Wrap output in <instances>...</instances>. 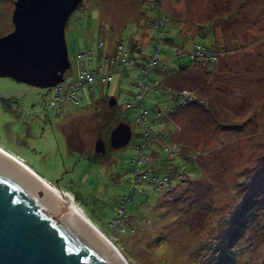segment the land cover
<instances>
[{"label": "rangeland", "instance_id": "obj_1", "mask_svg": "<svg viewBox=\"0 0 264 264\" xmlns=\"http://www.w3.org/2000/svg\"><path fill=\"white\" fill-rule=\"evenodd\" d=\"M15 1L0 0V37L14 27ZM154 2L83 0L72 13L66 26L71 66L62 83L77 81L82 65L90 71L99 67V52L110 56L106 72H114L119 44L129 49L132 58L131 70L115 73L110 83L98 77L92 87H80L78 103L67 97L65 89L58 98L55 88H31L0 77V147L33 167L53 189L72 195L128 264H188L200 251L202 239L215 236L218 212L229 215L227 222L235 224L233 231L229 229L232 245L221 242V237L214 239L216 245L233 246L230 252L236 259L232 257L230 264H264L258 228L264 216L252 221L247 215L260 210L254 206L264 200V0H161L160 7L167 12ZM161 13L169 16L162 38L157 37L162 28L156 24ZM184 38L190 41L189 49L194 43L218 48V64L208 65L202 59L190 68L175 69L192 64L189 53L181 49ZM99 41L105 43L101 49ZM86 47L93 51L92 61L81 56ZM143 56L158 57L166 64L165 72L154 68L146 76L150 89L144 103L151 110L146 119L153 131L151 146L159 158H167L159 135L170 138L172 133L184 155L196 148L203 152L195 159L202 174L189 181L181 178L172 188L163 180L162 193L154 189L150 176L138 185L134 200L126 202L131 217L123 218L121 227L112 222L120 200L131 190V162L142 142V127L135 122L138 108L124 113L121 104L129 98L135 102L139 72L134 68ZM164 86L181 97L182 106L170 115L177 130L166 118H155L160 110L170 112L177 106ZM7 95L11 110L3 105ZM104 96L117 98L119 108L113 112L121 109L132 138L112 152H99L106 157L105 163H98L85 154L96 151L97 142L106 135V127L99 128L105 116L99 99ZM65 135L71 136L72 147ZM172 161L181 168L186 165L182 156ZM191 167L187 164L185 171ZM253 197L258 203L249 202ZM241 199L248 204L233 211ZM132 227L133 233L125 232Z\"/></svg>", "mask_w": 264, "mask_h": 264}, {"label": "water", "instance_id": "obj_2", "mask_svg": "<svg viewBox=\"0 0 264 264\" xmlns=\"http://www.w3.org/2000/svg\"><path fill=\"white\" fill-rule=\"evenodd\" d=\"M82 0H16L14 29L0 37V77L52 89L70 68L66 26ZM130 124L111 133L114 148ZM96 150L105 152L104 141ZM22 159L0 147V264H128L86 214L71 208Z\"/></svg>", "mask_w": 264, "mask_h": 264}, {"label": "trees", "instance_id": "obj_3", "mask_svg": "<svg viewBox=\"0 0 264 264\" xmlns=\"http://www.w3.org/2000/svg\"><path fill=\"white\" fill-rule=\"evenodd\" d=\"M82 2H83V0H82ZM154 5L158 9H161L164 11L166 10V9H163L162 7H160L161 6V0H155ZM165 12H167V11H165ZM168 18H169L168 15H166V14L163 15L162 13L160 14V18L158 19L156 24H157L158 29L162 28V30L159 31V34L157 35V37L158 36H160L161 38L163 37L164 31L167 29V26H168L167 22H165V21H168ZM110 24H111V22H110ZM180 30L182 32V29H180ZM181 35H182V33H181ZM185 38H184L185 44L181 45V49H183V53H189L190 57L192 58V64L191 65H184V66L181 65L175 69L184 70V68H186V67L190 68L193 64L197 63V60L202 61V59L208 65L218 64V62L220 60V58L218 56V53H220L218 48L208 49V48L204 47L201 43H194V45L192 44L193 47L191 49H189L188 46H190V41H186ZM186 45H187V47H186ZM104 46H105L104 41H99L98 49H101ZM159 48H160V44H159ZM159 48L157 49V55L159 54ZM128 50L129 49H127L123 44L118 45V47H117L118 63H117V67L115 68L114 72H106L107 65H105V64L107 62H109L111 58H110V56L99 52L98 55H100V60H102V64L99 65V67H97L96 69H94L92 71H90L87 68V70L90 72L95 71V76H96L95 80L91 84H89L88 86L92 87L97 82L98 77H102V80L104 82L108 81L110 83L113 80L115 73H118V72H120V73L125 72L126 73L132 65V58L129 56ZM92 55H93V51L91 49H89V47H86L84 49V51L81 53V56L84 58H87V56H88L90 61H92ZM154 61H157V64H154V65L149 64V63H152ZM137 64H138L137 68L136 67L134 68L139 72L138 78L135 81V83H136L135 86H137V91H138V92H136V98L134 99L135 102L133 104L132 100L130 98L124 99V102L121 104V107L123 106L121 109L124 113H126L133 106L138 108L136 118H135V120H136L135 122L138 125H140V127H142V142L136 146L137 147L136 149L139 151L138 157H135L131 162L132 171L134 173V179L131 182V185H132L131 190H130V192H128L129 194L124 195L122 197V199L120 200V203H119L118 208H117V214H116V216L112 222V223L118 224L121 227H123L121 224V220L123 218L124 219L126 218L128 220L131 217V214H130L129 210L127 209V206H125L126 202L134 200V198H133L134 194H136V192L139 189L138 185L142 184L143 181L149 179L150 176H152L150 182L155 184L154 189L156 191H158L159 193H162L161 182L163 180L168 181V183H167L169 185L168 187L172 188L174 186H177L180 183L179 179H181V178L187 177V181H189V180L196 178L202 174V171L198 168V164H197L195 159L196 158L199 159L198 156L202 155L203 152L201 153L200 150L196 148V149H193V151H191V152L185 153V155H184L181 152L182 146L181 147L178 146V143L171 139L172 133L170 134V138L167 136H164V135H159V138L161 140L160 147H161V149H163V151H165L167 153V155H168L167 158H159V155L156 152H154V149L151 146L152 142H153V131H152V128L150 126H148V121L146 120L147 116L151 113V110L144 103V98L147 94V91L150 89V85L148 84L146 76H147V73L151 69H154V68H156V69L159 68L160 71L165 72L166 64L162 63L160 58H158V57L155 59L153 57H145V56H143L142 62L137 63ZM82 68H84L83 65H82ZM164 87H165V89H163L164 92L171 93L172 95L175 96L174 100H176L177 106L171 108L170 112H162L160 110L157 113V115L155 116V118H166L167 120L172 122V124L176 127V130H177V125L173 121V119L171 118L170 115L176 113L180 109L179 107L182 106L181 97H180V95H178V93H175L173 90L167 88L166 86H164ZM177 100H179V101H177ZM76 101L75 102L78 103L79 98H77ZM99 102L102 103L103 106H105V109H104L105 116H101V118L104 117V119H103V121H101L102 123H101V126L99 128L104 129L106 127L107 131H106V135L104 138V144L106 147V151L108 153V151L112 152V150L114 149V147L111 145V142H110V137H111L112 131L120 123L123 122V123L129 124L130 122L126 118H121V116H120L121 109L118 112H115V111H114L115 113L113 112V110L115 108H119L118 100L116 97L104 96L101 99H99ZM143 112H146V113L142 117ZM96 125H98V124H96ZM65 136H67V139L68 138L70 139V141L68 143H69L70 147H72V145L74 143L71 139V136H69V135H65ZM108 148H110V149H108ZM85 155H87L86 157H88L89 159H91L93 161H96L98 163H101V162L105 163L104 158L106 157V155H101L97 150L92 151V153L90 155H89V153H87ZM178 156H182L186 160V165L185 164L182 165V168L179 167L178 164H175L174 161H172L173 159L177 158ZM154 163H157L158 165L157 164L155 165ZM187 164H189V165L191 164L192 167L190 168L191 170L185 171V166H187ZM144 194H147L146 189L144 190ZM249 202H255V204H256V203H258V200L255 199V197H253V200L249 201ZM246 204H248V202L244 201V199H241L237 203H234L235 206L231 209H233V211H235V212H239V211H242L243 208H245ZM254 208L255 209L259 208L260 210L251 211L247 215H249V217L252 221H253V219L255 221L256 220L259 221V219L264 216V200L262 201V203L256 204L254 206ZM120 211H122V214ZM218 213L220 214L221 212H218ZM218 213L216 215V221H217L216 226L218 227V230L215 233H214V231L212 232L213 235H215V236L211 240L208 238H206V240L202 239V242L198 246L200 251H198L193 256V258H191L192 261L188 262V264H214L213 262H216L217 259H218V262H220L219 264H230V263H232V257L235 258L233 253L230 252L231 251L230 249L233 246L225 248V247H222L223 244H221V245L215 244L214 239H216L217 237H221V242L226 241V243H228L229 245H232L233 235L230 238L229 229H230V231H233V227L235 226L234 223H231V222L228 223L227 222V221H230V219H231V217L229 215L224 216V214L219 215ZM230 213H231V211H230ZM212 216H213V218H215L214 214H212ZM245 219H247V218L245 217ZM223 220L225 222H222ZM142 221L145 222L146 220L143 219ZM208 221H209V218H208ZM211 221H212V218H211ZM235 228L238 229L241 233H243V231H244V228L241 227L237 223H236ZM258 228L260 230L259 236L261 239L263 238L262 240L264 241V224L262 223V227H261V224H259ZM134 231H135V228L132 227V228H127V230L125 232H128V233L132 232L133 233ZM231 233H233V232H231ZM201 234H202V231H201ZM263 244H264V242H263ZM226 255L230 259L227 258Z\"/></svg>", "mask_w": 264, "mask_h": 264}, {"label": "built area", "instance_id": "obj_4", "mask_svg": "<svg viewBox=\"0 0 264 264\" xmlns=\"http://www.w3.org/2000/svg\"><path fill=\"white\" fill-rule=\"evenodd\" d=\"M149 64H153V65L157 64V61H154V62L149 63ZM95 77H96L95 71L90 72L86 68H82V75L80 76V78L77 81H72L69 83L68 82L60 83L54 87L57 94H58L57 97L61 98L63 95L62 91H63V89H65V93H66L67 97L72 99L73 101H76L78 98L77 92L79 91L80 87L91 84L95 80ZM145 113L146 112L142 113V117L145 115Z\"/></svg>", "mask_w": 264, "mask_h": 264}, {"label": "bare ground", "instance_id": "obj_5", "mask_svg": "<svg viewBox=\"0 0 264 264\" xmlns=\"http://www.w3.org/2000/svg\"><path fill=\"white\" fill-rule=\"evenodd\" d=\"M87 69V68H86ZM24 166H26L27 168H29V170H31L32 172H34L35 174H38V172L34 171L27 163H25L23 160H22ZM39 178H41L46 184H48L50 187L53 188V185L51 186V184H49V181L45 178H43L41 175H37ZM55 186V185H54ZM56 192H58V194H60L61 198L66 202H68V204H70L72 207V209L74 208L77 212L81 213V214H84V212L82 211V209L73 201V198L71 197L72 195H68L66 193H63L61 192V190L59 191L57 188H56ZM72 194V193H71ZM73 209V210H74ZM89 219V217H87ZM90 220V219H89ZM92 222V220H90ZM94 224V223H93ZM98 227V226H97ZM100 229V228H99Z\"/></svg>", "mask_w": 264, "mask_h": 264}, {"label": "flooded vegetation", "instance_id": "obj_6", "mask_svg": "<svg viewBox=\"0 0 264 264\" xmlns=\"http://www.w3.org/2000/svg\"><path fill=\"white\" fill-rule=\"evenodd\" d=\"M14 29V27L12 28V30ZM12 80H14V79H12ZM14 81H16V80H14ZM16 82H18V81H16ZM20 83H22V82H20ZM22 84H25V85H29V84H26V83H22ZM31 88H36V87H34V86H32V85H29ZM38 88V87H37ZM7 93V92H6ZM5 97V100L7 101V102H5L3 105H4V107H7V108H9L10 110H11V104H10V102H9V95H7V96H4ZM69 122V121H68Z\"/></svg>", "mask_w": 264, "mask_h": 264}, {"label": "clouds", "instance_id": "obj_7", "mask_svg": "<svg viewBox=\"0 0 264 264\" xmlns=\"http://www.w3.org/2000/svg\"><path fill=\"white\" fill-rule=\"evenodd\" d=\"M96 225V224H95ZM99 228V227H98ZM101 230V229H100ZM102 231V230H101ZM103 232V231H102Z\"/></svg>", "mask_w": 264, "mask_h": 264}]
</instances>
